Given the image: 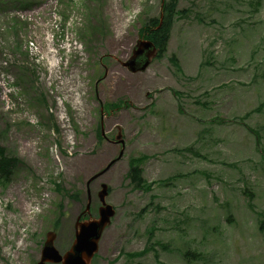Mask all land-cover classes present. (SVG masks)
<instances>
[{
    "label": "rangeland",
    "instance_id": "374dc122",
    "mask_svg": "<svg viewBox=\"0 0 264 264\" xmlns=\"http://www.w3.org/2000/svg\"><path fill=\"white\" fill-rule=\"evenodd\" d=\"M164 1L0 0V145L21 161L0 264H37L50 230L69 249L102 183L117 213L92 264H264V0H178L165 52L132 72Z\"/></svg>",
    "mask_w": 264,
    "mask_h": 264
},
{
    "label": "water",
    "instance_id": "95a60500",
    "mask_svg": "<svg viewBox=\"0 0 264 264\" xmlns=\"http://www.w3.org/2000/svg\"><path fill=\"white\" fill-rule=\"evenodd\" d=\"M159 54L156 44L146 38H139L136 47L129 59L123 65L132 72L145 70ZM119 134L116 136L117 142L124 145L121 127H118ZM109 195V185L102 183L98 192L101 205L99 206L98 216H91L88 219H81L78 216L75 223V239L65 252H61L55 245L57 233L50 230L47 233L43 245L42 255L37 264H91L95 255L99 252L100 240L104 231L111 225L117 210L115 206L107 201ZM91 197L84 210L85 214L90 213Z\"/></svg>",
    "mask_w": 264,
    "mask_h": 264
},
{
    "label": "trees",
    "instance_id": "16d2710c",
    "mask_svg": "<svg viewBox=\"0 0 264 264\" xmlns=\"http://www.w3.org/2000/svg\"><path fill=\"white\" fill-rule=\"evenodd\" d=\"M177 4L178 0H165L162 5L160 17L149 18L139 31L140 38L150 39L156 44L159 49L157 57L166 50L167 43L171 36V28L178 12ZM42 101H45L43 97ZM251 130L253 129L251 128ZM259 141L260 136L258 135L257 142L259 143ZM20 162L17 156L8 154L6 148L0 145V179H2L3 182H8L12 178ZM129 172L131 180L138 188L148 189L151 187L150 184L145 186L144 178L142 177V169L139 165H132ZM56 189L60 191L61 187L58 186ZM250 206L253 207L252 204H250ZM145 251L146 249L139 253H127V255H142ZM192 252L193 251L188 250L186 256L188 257ZM193 254L198 255L196 252Z\"/></svg>",
    "mask_w": 264,
    "mask_h": 264
},
{
    "label": "flooded vegetation",
    "instance_id": "af4514ba",
    "mask_svg": "<svg viewBox=\"0 0 264 264\" xmlns=\"http://www.w3.org/2000/svg\"><path fill=\"white\" fill-rule=\"evenodd\" d=\"M91 215V214H90ZM90 215H88V216H82L81 215V219H88L89 217H90ZM91 216H93V215H91Z\"/></svg>",
    "mask_w": 264,
    "mask_h": 264
},
{
    "label": "bare ground",
    "instance_id": "6f19581e",
    "mask_svg": "<svg viewBox=\"0 0 264 264\" xmlns=\"http://www.w3.org/2000/svg\"><path fill=\"white\" fill-rule=\"evenodd\" d=\"M116 216V215H115Z\"/></svg>",
    "mask_w": 264,
    "mask_h": 264
}]
</instances>
